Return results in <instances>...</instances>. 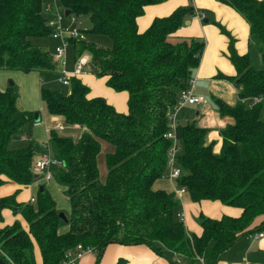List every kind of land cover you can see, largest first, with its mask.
I'll return each mask as SVG.
<instances>
[{"label":"trees","instance_id":"obj_1","mask_svg":"<svg viewBox=\"0 0 264 264\" xmlns=\"http://www.w3.org/2000/svg\"><path fill=\"white\" fill-rule=\"evenodd\" d=\"M157 1L59 0L63 10L87 15L88 33L110 38V48L85 41L69 44L74 59L88 56V72L105 76V85L113 91L127 93V110L116 112L102 97L87 98V86L75 77L69 80L67 94L39 87L48 114L61 116L65 124L84 131L76 139L47 132L48 143L62 164L56 175L66 187L70 206L64 231H58L55 202L43 186L32 203L19 205L13 195L0 197V210L9 208L25 224L23 228L16 219L3 224L0 217V256L7 264H35V247L41 264H62L65 251L77 243L94 250L92 264H97L109 243L145 244L157 254L167 251L171 264L179 262L173 256L185 259L184 264L197 258L204 264H216L217 254L237 239L264 232V99L250 108L241 101L264 96V68L252 67L246 53L238 54L233 38L217 22L212 21L228 36L227 58L235 74L224 78L236 88L237 101L233 105L218 98L212 101L218 114L233 122L220 131L218 152H213L212 142L205 144L206 129L193 122L174 126L175 163L181 170L176 184L185 188L193 202L218 201L240 209V214L218 219L198 214L201 232L190 234L175 215L178 200L173 192L152 188L164 176L170 145L164 137L169 130L168 115L179 91L187 86L203 47L201 39L174 35L194 15L190 6L155 17L138 32L135 18L143 6ZM218 1L245 20L249 40L264 62V2ZM42 6L43 0H0V68L55 70L52 56L30 42V38L50 34ZM32 119L19 112L11 88L0 91V185L4 179L23 186L33 180L31 146L8 147L13 134ZM101 142L112 147L104 153L103 181L96 164ZM113 264H126V260L117 257Z\"/></svg>","mask_w":264,"mask_h":264},{"label":"crops","instance_id":"obj_2","mask_svg":"<svg viewBox=\"0 0 264 264\" xmlns=\"http://www.w3.org/2000/svg\"><path fill=\"white\" fill-rule=\"evenodd\" d=\"M259 1L264 2V0ZM180 6H190L194 13L200 10L204 14V18L201 20L197 19L194 15L187 17L185 20L188 21V24L183 23L184 25L179 27L174 35L177 37L197 38L203 41L199 61L191 73V78L193 79L192 93L202 96L205 99V103L184 104L180 106L175 112L174 123L175 125H183L193 122L196 126L206 129L205 144L212 142L213 152H218L221 144L220 131L231 124L233 120L229 116H220L212 100L213 98H218L228 105H233L237 101V90L231 81L224 78V76H233L235 74L234 67L227 58L228 36L220 33L213 22H217L223 26L229 33V36L233 38V46L238 54L246 53L249 57L251 52L256 49L249 40L248 24L245 20L231 7L218 0H158L156 3L147 4L143 6L142 13L135 18L137 31L142 32L148 27L153 18L167 16L175 8ZM56 71L57 68L55 67L54 73ZM76 78L87 86V98L102 97L116 112H126L127 93L125 91L115 92L107 87L105 85V76L97 78L95 74L87 71ZM39 81L40 86H43L42 81L40 79ZM36 117L37 119L33 116V119L28 122L31 124L32 129H43L44 140L39 145L45 150L48 147L47 145H49L47 140V132L49 129L40 121V115L38 113ZM48 118L56 121L57 126H62L60 130L57 126L55 128L58 135H64L59 133V131L69 129V126L72 130L78 129L81 132L84 131V128L78 125L65 124L61 116L48 114ZM35 122L38 123L35 124ZM21 139H28V136L22 133ZM44 143H46V147ZM100 147L104 150L102 152L100 148L99 152L102 154L112 151V147L107 143L101 142ZM39 156L41 155L33 152L32 164ZM49 168L51 172L52 170L62 169L52 165ZM103 175H105V170L103 171ZM103 178L104 176L99 177V180L103 181ZM34 179L24 186L4 179L5 182L0 185V197L13 195V200L19 205L32 203L33 201L30 202L29 199L32 198L34 200L35 197V194L33 195L32 193L33 185L36 182ZM162 179L168 181L170 189L176 184V182L174 183L168 179ZM177 200L178 206L175 210V215L177 212H181V220L186 231L194 235H199L201 232L198 220L194 219L197 218L198 214H203L206 217L214 219H218L222 215L236 217L240 214V209L224 205L218 201L201 200L193 202L189 199L186 192L182 193ZM0 217L3 220V224H10L16 219L23 228L25 227L21 217L18 214L13 215L9 208H2L0 210ZM253 234L240 237L226 248L229 249L236 243H240L238 245L241 252L238 256L242 255V259H248V262L246 260L237 262L240 261L238 258H229L227 254L223 253L225 249L217 254L216 264H263L261 260H253L249 257L251 254L258 255L260 252H264V232H262L263 235L261 237L257 238H254ZM33 256L35 264H41L40 255L36 247L33 250ZM167 256H170L167 251H164L163 254H157L145 244L125 245L109 243L101 252L97 264H113L117 257L125 258L126 264H171ZM95 257V252L85 253L79 259L75 260L73 264H92ZM173 257L176 262L179 261L178 264L187 262L179 256ZM191 264H204V262L200 258H197Z\"/></svg>","mask_w":264,"mask_h":264},{"label":"rangeland","instance_id":"obj_3","mask_svg":"<svg viewBox=\"0 0 264 264\" xmlns=\"http://www.w3.org/2000/svg\"><path fill=\"white\" fill-rule=\"evenodd\" d=\"M54 0H43V4L48 2H53ZM78 21L81 26L86 29L84 41L97 45L102 48H110L111 47V40L108 36L102 34H94L92 32L87 31L89 29L90 24L88 21L87 15L78 16ZM30 42L34 45H38L41 49L45 50L50 56H52L54 61L63 59L64 61V70L70 71L73 66V47L68 44L64 50L63 56H56L54 53V48L56 46L57 40L52 39L49 36L43 38H30ZM257 50H253L249 56V61L252 67L256 69L264 68V62L261 61L259 57V52ZM61 67L58 65L57 71ZM57 71L54 73L52 72H45L40 73L37 71H29V72H22L20 70L15 69H6L0 68V91H4L7 88H11L12 94L16 98V106L18 110L22 114H29L34 116L35 114L40 115V121L43 122L44 126L47 127L49 130H55L56 128V121H53L48 118V113L39 98V87L40 81H42V87H48L51 89L58 90L63 94H67L69 90V86L63 85L58 81L59 73ZM102 76H97V78ZM31 121V120H30ZM181 123V122H180ZM31 124L27 122L24 124L16 133L13 134L11 138V142L9 144V148L18 149V148H25L31 146L32 151L35 154L49 156L52 159L56 158V151L54 147L49 144L47 145V149H42L39 145L41 141L44 140V133L43 129H32L30 126ZM43 127V125H42ZM69 129L61 130L59 133L64 135H69L71 138H76L80 134V130H72L71 127ZM25 133L28 136V139H21V134ZM101 148V147H100ZM102 152H104L103 148H101ZM100 153V152H99ZM96 156V164L99 173V177H103V171L105 170L104 166V154L100 153ZM57 171L60 169H56ZM56 170H52L51 178L49 180H44L41 178L42 173H38L39 175L34 179L35 184L33 185L32 193L33 195L36 193L39 186H43L45 190L49 193L51 198L55 202V207L57 213H62L65 217H67L69 213V201L66 193V187L59 183ZM152 188H160L164 189L167 192L172 191L170 189L169 183L167 180L162 178L157 179L153 182ZM195 220L197 218H194ZM64 227V228H63ZM65 230V222L63 219L60 218L58 231L62 232ZM241 242V241H238ZM240 243H236L235 245L231 246L229 249L223 251L224 254H227L229 258L239 259L242 262L248 259H242V255L240 254L239 245ZM212 246V242L209 243ZM250 258L253 260H261L264 264V252H260L258 255L251 254L249 255Z\"/></svg>","mask_w":264,"mask_h":264},{"label":"built area","instance_id":"obj_4","mask_svg":"<svg viewBox=\"0 0 264 264\" xmlns=\"http://www.w3.org/2000/svg\"><path fill=\"white\" fill-rule=\"evenodd\" d=\"M64 10L62 9L59 0H54L53 2H48L43 4L41 13L44 17L45 24L50 27L51 31L49 37L57 40L56 46L54 48V53L56 56H63L66 46L69 41L82 42L84 41L86 29H84L78 21V16L73 13H68L64 15ZM197 19H203L204 14L202 11L197 10L194 13ZM56 68L58 65L61 67L57 73H59L58 81L63 84H69V80L72 77H77L85 72L88 68V56L86 54H81L77 56L73 61V66L70 71H65L63 59L55 61ZM193 79L189 78L187 81V86L180 90L178 93L176 104L173 106L172 112L168 115L167 126L169 130L165 133L164 137L170 139V145L166 151V163L163 178L170 181L176 182V179L180 176L181 170L175 163V153L178 150V144L174 137L173 129L175 126L174 116L177 109L184 104L193 103H205V99L200 95H194L192 93ZM264 99V96L258 95L249 98L242 99L241 101L245 103L246 107L250 108L253 104ZM264 114V111H263ZM38 122H35L37 124ZM57 128L62 129L61 125ZM46 147V143H44ZM56 166L62 168V164L58 159H52L48 156H39L34 160L32 164V169L35 173H42L41 178L44 180H49L51 178V171L49 166ZM172 192L177 199L182 193L185 192L183 186H177L176 184L172 188ZM30 202L33 201L32 198L29 199ZM176 217L182 219L181 212L176 213ZM262 232L254 233L253 237H261ZM94 252V250L89 246H83L80 243L75 244L71 248H68L64 253V259L62 264H73L75 260L79 259L83 254ZM201 260V258H200Z\"/></svg>","mask_w":264,"mask_h":264},{"label":"water","instance_id":"obj_5","mask_svg":"<svg viewBox=\"0 0 264 264\" xmlns=\"http://www.w3.org/2000/svg\"><path fill=\"white\" fill-rule=\"evenodd\" d=\"M64 15H66V14H68L69 12H68V10H64ZM203 21H205V20H203ZM184 24H188V21L187 20H185L184 21ZM34 117H35V119H37V117H36V114L34 115ZM37 177V174L36 173H34L33 175H32V178H36ZM38 190L39 191H41L42 190V186H39L38 187ZM58 217L59 218H61V219H63L64 221L66 220L65 219V216L62 214V213H58ZM0 264H7L6 262H5V260L0 256Z\"/></svg>","mask_w":264,"mask_h":264}]
</instances>
